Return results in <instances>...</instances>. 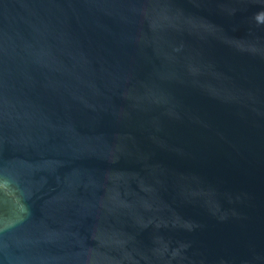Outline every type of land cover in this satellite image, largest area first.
<instances>
[{"label":"water","instance_id":"obj_1","mask_svg":"<svg viewBox=\"0 0 264 264\" xmlns=\"http://www.w3.org/2000/svg\"><path fill=\"white\" fill-rule=\"evenodd\" d=\"M0 264H264V0H0Z\"/></svg>","mask_w":264,"mask_h":264}]
</instances>
